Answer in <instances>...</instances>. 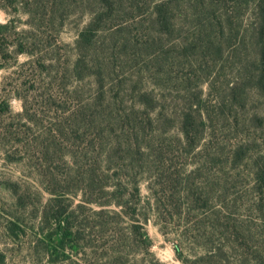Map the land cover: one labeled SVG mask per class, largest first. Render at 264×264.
Listing matches in <instances>:
<instances>
[{
    "label": "rangeland",
    "instance_id": "obj_1",
    "mask_svg": "<svg viewBox=\"0 0 264 264\" xmlns=\"http://www.w3.org/2000/svg\"><path fill=\"white\" fill-rule=\"evenodd\" d=\"M10 21L0 264H264V0H0Z\"/></svg>",
    "mask_w": 264,
    "mask_h": 264
},
{
    "label": "trees",
    "instance_id": "obj_2",
    "mask_svg": "<svg viewBox=\"0 0 264 264\" xmlns=\"http://www.w3.org/2000/svg\"><path fill=\"white\" fill-rule=\"evenodd\" d=\"M14 30H15V27L13 26L11 21L5 24L0 23V58L2 59V61L7 59L4 46L7 45V43L9 42V38L12 36L11 34L13 33L12 31ZM89 34H92L90 29L82 32L80 35V41H83V40L89 41L91 39ZM28 44L29 43L25 41L24 39H21V38L17 39V41H15V46H16L15 53L16 54H31V51L28 49L29 48ZM262 51H264V49ZM256 81H257V88L262 90V92L264 93V72L261 73V75H259ZM184 132L187 134V130H185ZM189 192L191 191H187L184 197L188 206L191 207V206H196V204L198 205L199 204L198 201H192ZM116 204L120 206L121 208H123V205H121V203H116ZM192 209H194V207ZM63 216L64 217H61L62 221H60V225H59L60 244H62V245H59V248H65L66 243H71V244L75 243L76 240L79 239V236H80V233L78 230L74 232L71 228V216L70 215H68L67 217L65 215ZM147 220H148L147 216L142 215V217L139 220V224L132 227L133 228L132 233L135 235V239L141 242L142 250L148 253L151 245L149 241V236L145 232V229H144V223ZM213 226L216 228V225H213ZM175 251L178 255V258L182 261V263L186 264L187 261H185L182 258L181 251L178 246H176ZM216 251L222 252V250H219V249ZM64 256L65 258H69L67 254H64Z\"/></svg>",
    "mask_w": 264,
    "mask_h": 264
}]
</instances>
